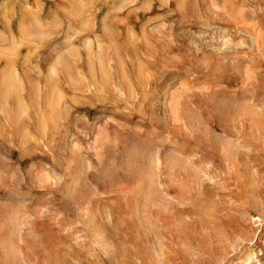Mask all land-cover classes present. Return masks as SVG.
Returning a JSON list of instances; mask_svg holds the SVG:
<instances>
[{
    "label": "rangeland",
    "instance_id": "rangeland-1",
    "mask_svg": "<svg viewBox=\"0 0 264 264\" xmlns=\"http://www.w3.org/2000/svg\"><path fill=\"white\" fill-rule=\"evenodd\" d=\"M0 264H264V0H0Z\"/></svg>",
    "mask_w": 264,
    "mask_h": 264
},
{
    "label": "bare ground",
    "instance_id": "bare-ground-1",
    "mask_svg": "<svg viewBox=\"0 0 264 264\" xmlns=\"http://www.w3.org/2000/svg\"><path fill=\"white\" fill-rule=\"evenodd\" d=\"M87 46H89V48L91 49V42H88L87 43ZM105 64H106V62H105ZM107 65H108V63H107ZM108 67V66H107ZM110 68H108V70H109ZM112 69V68H111ZM106 70V69H105ZM105 70H104V72H105ZM53 72H55V70H52ZM96 74V73H95ZM106 74V75H105ZM105 74H104V79H106V80H111L112 79V77L111 76H109V74L110 73H106L105 72ZM112 74V73H111ZM83 77V76H82ZM96 77V76H95ZM99 77V76H98ZM99 79V78H98ZM115 79V78H114ZM96 80V79H95ZM113 80V79H112ZM99 82H100V80H99ZM98 83V82H97ZM111 86H113L114 88H122L119 84H117L116 82H113V83H111ZM5 88H1V90L3 91ZM120 90V89H119ZM4 93V92H3ZM121 93V92H120ZM122 94H123V92H122ZM4 95V94H3Z\"/></svg>",
    "mask_w": 264,
    "mask_h": 264
}]
</instances>
